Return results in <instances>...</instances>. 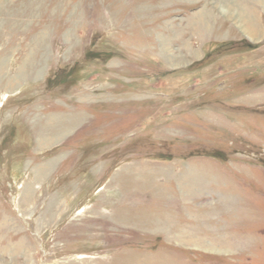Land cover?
Here are the masks:
<instances>
[{"label":"rangeland","instance_id":"374dc122","mask_svg":"<svg viewBox=\"0 0 264 264\" xmlns=\"http://www.w3.org/2000/svg\"><path fill=\"white\" fill-rule=\"evenodd\" d=\"M0 264H264V0H0Z\"/></svg>","mask_w":264,"mask_h":264},{"label":"bare ground","instance_id":"6f19581e","mask_svg":"<svg viewBox=\"0 0 264 264\" xmlns=\"http://www.w3.org/2000/svg\"><path fill=\"white\" fill-rule=\"evenodd\" d=\"M240 12H241V11H240ZM247 13H248V12H247ZM244 19H246V18H244ZM248 26H249V25H248ZM248 26H247V27H248ZM244 28H245V26H244ZM248 28H249V27H248ZM250 30H251V28H250ZM248 31H249V30H248ZM256 34H257V33H256Z\"/></svg>","mask_w":264,"mask_h":264}]
</instances>
